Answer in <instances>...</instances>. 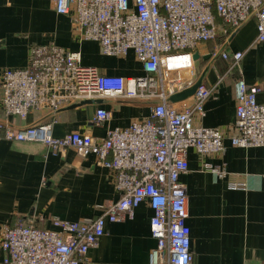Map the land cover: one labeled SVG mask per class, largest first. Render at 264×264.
I'll return each instance as SVG.
<instances>
[{
    "label": "built area",
    "instance_id": "2783aa9c",
    "mask_svg": "<svg viewBox=\"0 0 264 264\" xmlns=\"http://www.w3.org/2000/svg\"><path fill=\"white\" fill-rule=\"evenodd\" d=\"M57 14L71 15L84 39L99 43L101 52L122 56L132 50L143 74L135 77L101 73L82 65L78 52L55 44L34 45L25 68L7 69L0 77V102L7 115L25 118L44 110L54 116L63 107L84 100L106 97L158 100L148 117L127 127L108 129L97 139L85 132L56 137L52 120L24 128L0 123V141L40 142L54 153L72 148L114 172L119 198L108 203L90 221L52 219L54 229L18 222L7 228L0 240L3 264H81L87 251L105 233L107 222L131 218L146 202L153 214L149 228L155 246L147 264H192L189 227L186 224L187 195L181 174L187 171V150L200 156L223 150L218 128L195 125L203 115V103L213 87L201 83L187 106L166 101L171 94L190 86L181 72L193 67L199 44L227 38L251 18L256 20L254 44L264 43V0H52ZM223 45V44H222ZM219 47L218 57L229 60V70L241 72V51ZM227 74V73H226ZM224 75L219 76V79ZM236 82L235 133L231 144L264 146V103L256 96L264 85ZM110 112L96 107L93 124L109 119ZM52 119V118H51ZM204 170L218 175L210 164Z\"/></svg>",
    "mask_w": 264,
    "mask_h": 264
},
{
    "label": "crops",
    "instance_id": "0c3cea01",
    "mask_svg": "<svg viewBox=\"0 0 264 264\" xmlns=\"http://www.w3.org/2000/svg\"><path fill=\"white\" fill-rule=\"evenodd\" d=\"M255 36L256 20L251 18L226 42L218 36L209 45L198 46L195 52L201 57L190 70L181 72L186 81L203 74V83L213 87L203 103V115L196 116L194 124L218 128L224 136L221 152L200 156L188 148V168L180 176L187 195L192 264H264V146H234L230 140L235 133L236 77L242 75L249 85H264V43L254 44ZM50 43L78 52L82 65L96 67L101 73L143 74L132 50L122 56L103 54L97 41L82 37L71 15L55 12L52 0H0V77L7 69L25 68L32 46ZM219 47L242 52L240 73L235 69L227 72L229 60L203 58ZM221 75L224 78L219 79ZM127 99L106 97L90 106L60 109L54 116L40 110L25 118L7 115L0 102V123L19 129L52 120L56 137L87 131L101 139L108 129L127 127L149 116L152 105ZM256 100L264 103V92ZM191 102L189 96L172 103L182 107ZM96 107L110 112L109 119L98 125L91 122ZM204 163L222 174L204 170ZM119 194L114 172L98 164L93 154L81 157L72 148L54 153L34 141H0V240L18 222L54 229L53 218L90 221L108 203L118 200ZM152 214L143 202L131 218L107 222L104 235L89 248L81 264H147L155 246L149 228ZM3 258L0 247V264Z\"/></svg>",
    "mask_w": 264,
    "mask_h": 264
},
{
    "label": "water",
    "instance_id": "95a60500",
    "mask_svg": "<svg viewBox=\"0 0 264 264\" xmlns=\"http://www.w3.org/2000/svg\"><path fill=\"white\" fill-rule=\"evenodd\" d=\"M220 51L216 52V54L212 57V53L213 51L208 52L205 56H203L204 59H209V60H213L215 58L218 57ZM201 56L200 54L196 51L193 53V60H197L199 59ZM203 82V74L197 78L195 80V82H193L190 86L177 91L173 94H171L170 96H168L166 98V101L168 102H178L181 100L186 99L187 97L191 96L194 92L195 89ZM98 100L95 101H90V100H84V101H80V102H74L71 103L65 107H63L62 109H72L81 105H86V106H90L93 105L94 103H96ZM127 102H131V103H137V104H147V105H155L158 103V100H148V99H127L125 100Z\"/></svg>",
    "mask_w": 264,
    "mask_h": 264
},
{
    "label": "rangeland",
    "instance_id": "374dc122",
    "mask_svg": "<svg viewBox=\"0 0 264 264\" xmlns=\"http://www.w3.org/2000/svg\"><path fill=\"white\" fill-rule=\"evenodd\" d=\"M209 44H210L209 42H206L205 44H199L198 46H200V45H209Z\"/></svg>",
    "mask_w": 264,
    "mask_h": 264
}]
</instances>
